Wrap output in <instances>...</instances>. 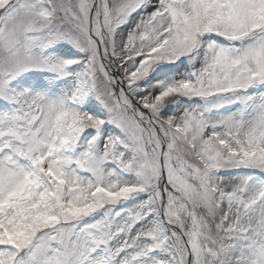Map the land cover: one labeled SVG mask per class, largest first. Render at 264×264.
Instances as JSON below:
<instances>
[{
  "label": "snow or ice",
  "instance_id": "6c2138e0",
  "mask_svg": "<svg viewBox=\"0 0 264 264\" xmlns=\"http://www.w3.org/2000/svg\"><path fill=\"white\" fill-rule=\"evenodd\" d=\"M0 264H264V0H0Z\"/></svg>",
  "mask_w": 264,
  "mask_h": 264
}]
</instances>
